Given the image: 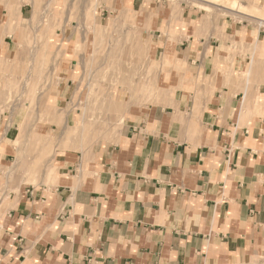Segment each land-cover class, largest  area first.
I'll return each instance as SVG.
<instances>
[{"label": "crops", "instance_id": "crops-1", "mask_svg": "<svg viewBox=\"0 0 264 264\" xmlns=\"http://www.w3.org/2000/svg\"><path fill=\"white\" fill-rule=\"evenodd\" d=\"M8 1H0V59L10 50L7 34L18 38L17 22L37 19L34 0H22L18 12ZM239 1L264 15V0ZM102 5V25L133 47L129 61L145 48L156 89L123 105L113 142L63 152L56 163L52 152L41 175L53 177L48 184L22 186L16 172L28 171L29 159L1 176L11 153L2 127L0 264H264V18L226 0L209 3L210 12L170 0ZM39 36L28 49V76L48 46ZM16 84V76L0 80V89L19 105ZM72 93L68 85L58 97ZM89 121L80 120V142ZM38 140L29 131L28 145Z\"/></svg>", "mask_w": 264, "mask_h": 264}, {"label": "rangeland", "instance_id": "rangeland-1", "mask_svg": "<svg viewBox=\"0 0 264 264\" xmlns=\"http://www.w3.org/2000/svg\"><path fill=\"white\" fill-rule=\"evenodd\" d=\"M13 1L15 6L21 3V0L8 2L14 4ZM24 1L30 3V0ZM170 1H184L198 8H205L208 12L212 10L193 0ZM226 2L235 7L231 0ZM31 5L36 10L37 19L31 21L23 18L17 22L20 25L18 38L7 34L6 41L10 44V50L6 58L0 59L1 82H7L16 76V85L23 87L19 105L15 104L16 99L11 98L7 90L3 92L0 89V102L6 104V108L0 112V145L4 142L5 128V132L9 130L10 133V139L6 143L11 152L1 176L6 177V173L19 161L29 159L28 171L16 172L23 187L48 184L53 178L41 181L42 173L52 162V152H55L56 163L63 152H81L98 143L113 142L122 128L123 113L126 111L123 105L136 98L148 99L150 94H154L157 80L155 75L147 74L150 64L145 48H141L139 53L140 61H129L133 59V47L122 46V36L114 25H102V17L99 16L103 8L102 0H34ZM25 9L28 10V7ZM237 9L264 18V15L247 9L240 1ZM110 20L111 23H116V18L111 17ZM37 23L38 31L33 30ZM47 26V39L44 38V43L48 46L43 50L42 62L33 65L29 70L31 75L28 76L26 72L31 63L27 59L28 49L42 40L43 37L39 35L45 32ZM104 44L107 45L103 46ZM68 52L72 54L71 57ZM16 54L20 55L16 63L12 64L11 60ZM69 57L74 61H68ZM38 68L41 73H36ZM26 77L29 79L25 83ZM68 85L73 87L70 98L59 99L60 88L68 89ZM14 90L16 92L13 94L20 97L21 90ZM108 93L115 95L117 99L107 101ZM24 102L27 107L21 105ZM10 105L16 107L15 113ZM84 115L90 121L86 124L87 133L80 142V120H83ZM75 117L79 122L75 123ZM108 118L116 120L111 124ZM100 125H103L102 128L95 129ZM67 127L74 128L67 132L68 138L61 139L63 130ZM29 131L39 133V145H28ZM14 180L16 179H9L11 183L8 190H13L11 186ZM2 186L6 188L5 185Z\"/></svg>", "mask_w": 264, "mask_h": 264}, {"label": "bare ground", "instance_id": "bare-ground-1", "mask_svg": "<svg viewBox=\"0 0 264 264\" xmlns=\"http://www.w3.org/2000/svg\"><path fill=\"white\" fill-rule=\"evenodd\" d=\"M193 1H196V2H199V3H201V4H203L204 6H207V7H209V3H213V2H219L220 0H205V1H207V2H209V3H202V2H200V0H193ZM202 1V0H201ZM21 2H22V0H21ZM31 3V2H30ZM48 3L49 2H47V5H48ZM231 3H233V4H235L234 6H235V8H237V7H239V0H231ZM215 5V4H214ZM213 6V5H212ZM14 10H15V12H18V6L17 7H14ZM34 12H36V10H34ZM239 12H241V11H239ZM244 18V17H243ZM46 23V22H45ZM260 28V27H259ZM46 30L48 31V26L47 27H45V32H44V38L45 39H47V34H46ZM37 62H38V60H37V57H35L34 58V60H33V63H32V65H35V64H37ZM253 62V61H252ZM251 62V63H252ZM251 75V74H250ZM257 77V76H256ZM81 128H83V124L80 126V128L79 129H81Z\"/></svg>", "mask_w": 264, "mask_h": 264}]
</instances>
